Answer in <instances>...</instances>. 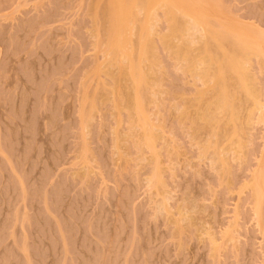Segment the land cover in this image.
Masks as SVG:
<instances>
[{
    "label": "rangeland",
    "instance_id": "rangeland-1",
    "mask_svg": "<svg viewBox=\"0 0 264 264\" xmlns=\"http://www.w3.org/2000/svg\"><path fill=\"white\" fill-rule=\"evenodd\" d=\"M98 2L0 0V264H264V196L255 210L248 186L264 153L259 112L222 175L212 149L200 154L208 129L193 134L189 117H178L203 85L159 41L168 25L157 10L160 85L147 111L165 138L154 143L158 158L153 148L139 152L124 137L120 90L119 110L109 100L115 67ZM207 2L214 25L222 19L264 39V0ZM251 58L264 101V65ZM155 161L162 194L148 182Z\"/></svg>",
    "mask_w": 264,
    "mask_h": 264
},
{
    "label": "bare ground",
    "instance_id": "bare-ground-1",
    "mask_svg": "<svg viewBox=\"0 0 264 264\" xmlns=\"http://www.w3.org/2000/svg\"><path fill=\"white\" fill-rule=\"evenodd\" d=\"M207 1H199L202 5L201 8L198 0H102V9H99L101 5L96 8L101 10L97 15L99 19L101 17L102 24H104V35L107 38L104 45L109 48H106L109 65L115 67L116 71V73L113 71V74L111 67L109 72L113 81H111L113 84L109 85L112 90L109 93L112 95L109 100L114 102L115 106H113L118 110L117 103L119 102V105L128 112V124L131 132H128L129 135L124 134V137H131L129 139L134 141L133 145L139 152L143 149L152 151L153 148L152 153L150 152L151 159L155 154L158 158L157 154L159 153L154 151V149L156 150L154 143L165 137H161L162 133L159 132L161 127L152 123L151 113L147 111V103H150V100L155 102L152 101L155 99H148V97L153 96L157 92V86L160 85V79L157 78L159 64L155 57L156 54L153 53L156 44L154 25H152L159 18L156 14L157 10H160L162 18L164 17L163 19L168 25V31L159 34V41L181 65V70L183 69L203 85V88L197 90L192 99H188V101L183 99L184 103L178 105L180 107L178 117L181 119L189 117V123L193 125V129H197L196 132L193 130V134H196L198 129L199 132L201 129H208L209 137L199 144L202 150L200 154H205L207 150L212 149L211 159L217 163L218 172L222 174L228 170L226 168L228 166L226 153L231 151L232 154L238 155L243 147L241 135L246 129L245 125H250L253 120L254 112H259L257 119L264 124V101L260 99L258 89L254 87L252 79L254 75L249 73L247 66L251 62L252 56L257 58L258 64L264 65V39L261 37L262 35L259 36L258 32H253L252 29L251 32L250 29L244 31L238 28L237 24L223 22L219 18L218 26L214 25L209 19L212 16L207 11L209 8L207 6L210 4V1L209 3ZM94 2L96 3L98 0H94ZM197 5L200 7L199 9ZM92 9H95L94 5ZM200 9L202 10L200 11ZM93 15L96 19L94 13ZM215 19L217 21V18H214L213 21ZM97 30L95 27V33ZM198 32L200 34L196 37ZM133 36H135V40L132 39ZM119 80L121 83L123 82L121 85ZM115 85L121 87L115 88ZM114 89L121 91H118L119 101L116 99V95L112 94L117 92H113ZM208 94L209 97H207ZM91 101L93 107L94 100ZM157 104L159 105L158 102ZM189 107L194 108L192 116H188L187 109ZM155 115H157L156 112ZM88 116L90 118V114ZM83 122L85 123L86 120ZM118 138L116 140L120 139ZM219 140L228 148H223L221 143L217 147ZM126 141L127 139L123 142L126 143ZM170 153L168 154L170 155ZM261 155H263L262 162H260L259 168H256V172L254 171L252 174L253 177L248 185L251 186V193L253 192L254 199L252 200L254 207L256 206L255 210L260 208V204L262 207L261 199L264 196V194L261 195L264 191V153ZM158 162L155 161L152 165L148 182H152L156 193L162 194L164 183L160 177L161 169H159ZM262 227L264 228V222Z\"/></svg>",
    "mask_w": 264,
    "mask_h": 264
}]
</instances>
